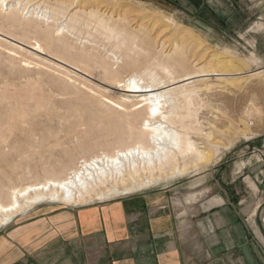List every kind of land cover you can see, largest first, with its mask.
<instances>
[{"label": "rangeland", "instance_id": "1", "mask_svg": "<svg viewBox=\"0 0 264 264\" xmlns=\"http://www.w3.org/2000/svg\"><path fill=\"white\" fill-rule=\"evenodd\" d=\"M71 1L75 2V6L81 5L85 8H94L93 5L96 7L99 6V4L100 6L104 5L110 8V5L111 8L107 11L105 8H101V11L102 14L105 16L107 15V17L110 16L109 18H112L113 20L118 19L123 15H128V17H130L128 18L126 16V20L130 25L127 27L128 30L116 33V36H119V38L115 36L116 38L114 37L113 39H105L102 35L97 34V36L99 35V39H97V36L94 37V35H96L95 32L84 29L74 30L73 34H76H74V36H76L77 40L79 38L77 42L74 41L76 39L72 36L73 34L71 35L73 39L70 38L71 36L67 35V43H72L71 45L74 46L73 50L71 49L67 52V49H64L63 44H53V47L59 50L53 51L55 53L58 52V54L61 55L64 54L67 59H71L72 56L76 59L78 54L80 57V54L83 55L84 53V56H86L88 53L90 61L94 64L96 63V69L94 64L92 65L95 75L90 79L93 81H96L95 78L99 71H102L107 67L111 70L112 65L113 69H115L112 70L113 72L115 71L114 73L120 71L118 74H114V77H118L121 74V78L125 77L126 79L131 75L132 70L139 71L145 64H147L146 62L149 61L155 63L157 60L153 58V55L155 57L159 54L160 56L158 57L171 59L172 62H174L173 60H176L175 58H181L182 56H185L186 59H188L183 65H175L177 68V77H181L189 73V71L194 72L200 67L205 70H215L217 72L226 71L232 73H246L234 75L230 78L209 76L194 83L198 88L199 96L196 95L197 98H194L195 105L192 107V112H197L199 113V116H202L201 121L203 122L201 127L203 133H193L192 135H199L201 138L197 139V141L206 147L207 154L202 161L197 164L192 163V165H188V168L182 173L179 170H175L173 176H162L161 178L155 179L150 183L137 188L133 185L130 186L132 188L128 186H124L123 188L120 186V189H117L116 187V189L114 187H110L108 190L102 189L101 192L99 191L101 195L96 196L93 200L85 204L103 202L121 196L146 191H168V195L174 197L173 201L179 204L187 193L193 191L192 186L194 184L192 181L203 175L213 165L224 163L237 156L249 157L251 155L250 149H252L253 146L258 147L260 145V142L264 138V71H261V74L256 73L255 75L252 73L247 74V71L264 68V58L261 56L263 50H253L252 46H254L255 43L252 40L244 39V37L242 39V37H239V34L234 31H214L211 23L203 21L200 16L202 6L204 3L208 4V6L212 5V0H102L101 3L104 2V4H101L100 0H95L97 2L96 4H93L92 0H69V2ZM209 8L210 12L207 17L211 19V6H209ZM1 16L4 19H2ZM1 16L0 28L3 30L5 29L6 32L9 34L11 33L14 37L17 36L18 40L21 39L23 42H29L37 37L40 38L41 41H44L45 39L46 41H49V39H47L48 37H45L47 36L46 32H44V35H46L43 37V33L40 32V29H33V27H31V29L24 28V23L26 22L24 19H27H21L20 14L15 16V24L11 21H6V18L2 13ZM165 17L166 19L168 17L169 20H167L170 22L166 21ZM131 18H135L134 21L137 20L138 23L131 20ZM17 19L18 22H16ZM20 19L22 21H19ZM132 22L134 23L132 24ZM40 25L43 26L42 24ZM55 28L56 27H54V29ZM50 29L53 30V28ZM128 37H131L132 39L130 38L129 40ZM116 39L120 41V44ZM106 41H110L109 45ZM121 41L124 42L121 43ZM93 42H95L98 47H96ZM114 42H117L115 48L112 47L115 45ZM128 42H130V44ZM160 42L165 43V48L163 47L161 49L162 46ZM81 43L82 45L84 43V47ZM89 43L91 48L93 47L92 45H94V48L91 49ZM134 43H136V49L134 48V51L132 50L129 52L132 54L130 55V59H133L132 61H134V63L131 60L129 61H131L133 65L135 64V66L128 65L127 67L125 62L128 58L123 56L122 51L126 50L131 44V46H135L133 45ZM1 44V202H9L11 190L18 186L20 187L44 181L48 177L65 175L68 172V170L67 172H64L65 168L78 165L82 160L81 158L87 156V154L88 156H91L97 152L101 153L103 152V149L110 151L112 149L113 151L126 145L127 141L129 144V141L133 143V140H135V129L133 130V127L128 125V123L124 124L126 121L125 117L116 112L117 110L115 108H112V106H109L104 102H98L96 100L97 98L94 99V97L91 96L90 90L85 86L84 81L76 82V86L74 85L75 87L73 85L70 86V84H66L65 82L64 84L61 80H58L59 75L56 73V66L49 61L47 62V60L44 61L40 55L38 56V54L31 51L28 52L29 50L17 49V47L16 51L14 50L16 54L13 53L12 55L10 50H7L6 48L11 47L12 45L5 41H2ZM121 44L123 45L122 47ZM100 45H104L105 48ZM85 46L87 48H85ZM78 47L81 48L77 49ZM94 49L97 50L95 51ZM74 50L76 53H73L75 52ZM99 51L101 53H99ZM108 51H110V53L112 52L114 55H112V53H109V55L107 53ZM119 51L120 54H118ZM213 51L225 52L232 59L235 58L234 61L236 64L222 61L221 59L223 58L216 63V60L214 61L210 55L211 53H214ZM104 54L106 56H104ZM115 54L121 55V58L120 56H115ZM149 54L150 57H152L151 60ZM134 55L135 57H133ZM204 55L205 57L203 58ZM69 56H71V58ZM90 56L93 57L91 58ZM110 56H113L111 57V60ZM23 58L25 60H32V63L27 66V64H25L26 61H22L24 60ZM41 59H43L42 61L45 63L42 61L40 62ZM112 59L114 61H112ZM124 59H126V61H124ZM142 59H145V61ZM201 59L203 60L201 61ZM107 60L114 63L110 64L112 62H108ZM240 61L241 63H239ZM107 62L108 65H106ZM122 63L126 64V69L128 68L129 71L124 69L125 67ZM158 63L159 62L157 61L155 64ZM225 64H227V66ZM101 66L105 68L100 70L102 68ZM130 66H132L133 69ZM129 72V76L126 75V73L128 74ZM256 76L259 77V79H256ZM165 80L167 81L168 79L165 78ZM76 87H81V89L83 87L85 88L84 91L87 89L85 91L86 93H84L83 89H77ZM203 87L204 90H202ZM108 89H110L111 95H115L114 89L111 87ZM88 96H90V98L92 97V99L88 98ZM140 115L141 114H138V116H136V113H133L129 118L134 121V119ZM124 119L125 121H123ZM139 123L141 124V121ZM139 123H137V125H139ZM128 126L131 127V129ZM120 135L123 137L122 140ZM254 137L255 139H252ZM245 145H250L251 148L248 149ZM48 205L65 206L67 204L58 201L35 203L28 209H25L24 212L17 214L14 218L18 219L22 216L28 218L30 216V213H28L29 210ZM70 206L75 207L74 205ZM255 215H257L256 220L258 223V220H261L262 222L264 221V204H262L260 208V213H255ZM8 222L1 223L0 230L4 229V224Z\"/></svg>", "mask_w": 264, "mask_h": 264}, {"label": "crops", "instance_id": "2", "mask_svg": "<svg viewBox=\"0 0 264 264\" xmlns=\"http://www.w3.org/2000/svg\"><path fill=\"white\" fill-rule=\"evenodd\" d=\"M211 4L203 21L252 40L264 58V0ZM250 153L213 165L179 204L168 191H146L14 216L0 230V264H264V221L255 215L264 204V138Z\"/></svg>", "mask_w": 264, "mask_h": 264}, {"label": "bare ground", "instance_id": "3", "mask_svg": "<svg viewBox=\"0 0 264 264\" xmlns=\"http://www.w3.org/2000/svg\"><path fill=\"white\" fill-rule=\"evenodd\" d=\"M96 1L92 0V3L96 4L97 3ZM101 1L102 0H100V3ZM101 4H104V2H102ZM93 7L94 8H87V7L85 8L84 6L81 5L75 6V2L74 1L69 2V0H0V16L2 13V15L5 16L6 21L8 20L11 21L13 24H15V18H16L15 16L20 14L21 19L24 18L27 19V20L24 19V21H26L25 23L23 21V23L25 24L24 28L31 29V27H33V29L34 28L40 29L41 31L40 30L39 31L43 33V34L41 33L43 37L46 35V34L44 35V32H46L47 36L45 37H48L47 39H49V41H46V39L44 41L43 40L41 41L40 38L36 37L33 38L32 40L30 39L31 41L29 42H23V40L21 41V39L18 40L17 36L16 39V37L12 36L11 33L9 34L8 32L5 31V29L3 30L2 28H0V44L2 41H5L8 42L10 45H12L13 48L12 46L6 47L7 50H10L12 55L13 53L16 54L15 53L16 47L17 49L19 48L21 50H27V51L29 50L28 52L31 51L35 54H38V56L40 55L41 58L44 59V61L47 60V62L49 61L50 63L56 66L57 71L56 70L54 71H56V73L59 75V76L57 75L59 77V79L58 77L57 79L61 80L63 83L65 82L66 84H70V86L71 85L74 86L76 82L84 81L85 86L90 90L91 96L94 97V99L97 98L96 100L98 102L101 101L109 106H112V108H115L117 110L116 111L114 109L116 112H118L123 117H125L126 121L125 119L123 120L125 121L124 124L128 123V125L133 127L132 128L133 130L135 129L134 132L135 140H133V143L129 141L130 144L127 141L126 145H123L113 151L112 149L110 151V150H104L102 148L103 152L101 153L97 152L96 154H93L91 156H88L87 154V156H83L81 158L82 160L80 162L78 161L79 162L78 165L67 168L64 167L65 168L64 172H67V170L68 172L63 176L48 177L44 181H40L37 183L28 184L20 187L18 186L14 188L13 190H11L9 202L7 201V203H5L0 201V224L3 222H8L14 216H16L21 212H24L25 209H28L31 205L35 203H43L46 201H53V202L58 201L61 203H65L67 205L77 206L80 204H85L93 200L96 196L101 195L99 191L101 192L102 189L108 190L110 187H114V188L116 187L118 189L120 186L124 188V186L130 187L133 185L137 188L146 185L147 183H150L155 179L161 178L162 176L164 177L173 176L175 170H179L181 173L184 172V170L188 168V165H192V163L197 164L198 162L202 161L207 154L205 145H202V143H199L197 141V139H200L201 137L199 135L196 136L192 135L193 133L196 134L203 133L201 127L203 122L201 121L202 116H199L198 115L199 113L197 112L195 113L192 112V107L195 105L194 98L199 93L198 88L194 85V83L198 80L205 79L206 77L209 76L230 78L231 76L234 75L246 74V73H232L226 71L217 72L215 70L213 71L205 70L204 68L200 67L197 68V70H195L194 72L189 71V73L181 77H177L176 76L177 68L175 67V65L177 64L183 65V63H185L186 60L188 59H186L185 56H182L181 58H175L176 60H173L174 62H172L171 59L158 57L160 56L159 54L156 55L155 57L153 55V58L159 62L158 64H155L157 61L155 63L149 62L148 61L149 59L146 57L149 63L146 62L147 64H145L139 71L132 70L130 76H129L130 72L128 74L126 73V75L129 76L126 79L125 77L121 78V74L119 75L120 77L119 76L114 77V74H118V72L120 71L114 73L115 71L114 72L112 71L115 70L113 69V65L111 70L108 67L105 68L101 66L102 68L99 67L101 68L100 70H102L103 68L105 69L99 71L97 77L95 76L96 81H93L90 78H92L95 75L92 66L94 63L90 61L88 53L86 56H84V53L83 55L80 54L81 55L80 57L79 54L78 56L75 55L77 56L76 59H74L75 57L72 56L73 58L72 60L71 56H69L71 59L69 58L67 59L64 54L63 56L61 54H58V52L55 53L53 51V50H57L56 48L53 47V44L55 43L61 45L63 44L64 49L66 48L67 52L68 50L69 51L71 49L73 50L74 46L71 45L72 43L71 44L67 43L68 40L67 35L71 36L74 30L86 29L88 31H93L96 34L94 35V37L97 36V34H99L105 37V39L106 38L113 39L116 36V33H119L120 31L125 32L128 30L127 27L130 26L129 22L126 20V16L128 17V15L125 16L123 15L120 16L118 19L114 18L115 20H113L112 18H109L110 16L107 17V15L105 16L104 14H102L101 11V8L102 9L105 8V10L107 11L108 9L111 8L110 5H109L110 8L104 5L100 6V4L99 6L96 7L95 5H93ZM2 19L4 18L2 17ZM21 19L19 21H22ZM167 19L166 21L169 20ZM131 20L134 21L135 18H131ZM16 22H18V19ZM134 22H137V20ZM134 22H132V24ZM40 24H42L43 26H41ZM54 27L56 28L54 29ZM50 28H53V30H51ZM74 34L72 36H74ZM99 35L96 37L97 39H99L98 38ZM72 36L70 38H72ZM74 37L76 39L74 41L77 42L79 38L77 40L76 36ZM116 37L119 38V36ZM109 42H107L108 45ZM122 42L124 41H121V43ZM164 42L163 43L160 42L162 46V47L160 46L161 49L163 47L165 48L166 46ZM93 43L96 46L95 42ZM116 43L112 47L115 48ZM118 43L120 44V41H118ZM128 43L130 44V42ZM94 45H92L93 46L92 48H94ZM131 45H129L126 50L124 51L121 50L123 52V56L125 58H128L127 61L126 59H124L127 65L122 63L124 64L125 68L120 64L124 69H126V66L128 67V65H133L134 63V61H132L133 59L132 60L130 59V55L132 54H130L129 52L132 50L134 51V48L136 49V43L133 44L135 46H131ZM122 46L123 45L121 44V47ZM59 47L57 48L60 49ZM80 48L78 47L77 49ZM85 48L87 47L85 46ZM73 53H76V51ZM99 53L101 52L99 51ZM107 53L109 54L110 51H108ZM118 54H120V51ZM118 54H115V56L117 55L120 56L121 58V55ZM112 55L114 54L112 53ZM135 55L133 57H135ZM210 55L214 59V61L216 60V63L217 61L219 62L221 58H223L221 59L222 61H225L230 64H236V62L234 61L235 58L232 59L225 52H214L211 53ZM104 56L106 55L104 54ZM111 57L113 56H110V60ZM204 57L205 55L203 56V58ZM151 58L152 57H150V60ZM43 59H41L40 62ZM129 60H131L133 63ZM142 60L145 61V59ZM202 60L203 59H201V61ZM22 61L24 62L26 61L25 64H27V66H29L32 63V60L30 61L28 59L26 60L24 59ZM107 61L112 62L114 60L112 59V61L109 60ZM108 62L106 65H108ZM113 63L114 62L110 64ZM239 63H241V61ZM225 65L227 66V64ZM95 66L96 63L94 64V67ZM133 66H135V64ZM130 67L133 69L132 66ZM126 70L129 71L128 68ZM261 71H264V68L254 69L250 71L248 70L247 74L249 73H252L254 75L256 73L261 74L262 73ZM165 78L168 80L166 81ZM256 79H259V77H257ZM110 87L115 90L114 92L115 95L113 94L111 95L110 89H108ZM77 89H81V87ZM82 89L84 91L85 88L82 87ZM202 90H204V87ZM85 91L84 93H86ZM92 97L90 98V96H88V98L90 99H92ZM133 113L134 114L136 113V116H138V114H141L139 117H137L138 119L135 118L136 121L134 119L135 122L129 118V116ZM138 120L139 122L141 121V124L138 122ZM137 123H139V125H137ZM129 128L131 129V127ZM122 139L123 137L121 138V140Z\"/></svg>", "mask_w": 264, "mask_h": 264}]
</instances>
